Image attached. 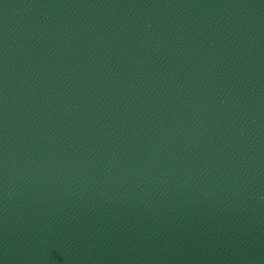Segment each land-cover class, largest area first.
<instances>
[{
  "label": "water",
  "instance_id": "95a60500",
  "mask_svg": "<svg viewBox=\"0 0 264 264\" xmlns=\"http://www.w3.org/2000/svg\"><path fill=\"white\" fill-rule=\"evenodd\" d=\"M0 264H264V0H0Z\"/></svg>",
  "mask_w": 264,
  "mask_h": 264
}]
</instances>
